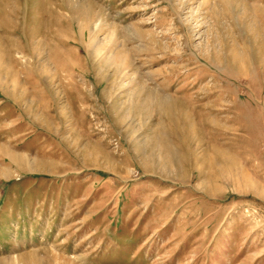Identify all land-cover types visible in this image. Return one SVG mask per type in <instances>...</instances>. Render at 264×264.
<instances>
[{"label":"rangeland","instance_id":"1","mask_svg":"<svg viewBox=\"0 0 264 264\" xmlns=\"http://www.w3.org/2000/svg\"><path fill=\"white\" fill-rule=\"evenodd\" d=\"M263 63L264 0H0V264H264Z\"/></svg>","mask_w":264,"mask_h":264},{"label":"bare ground","instance_id":"2","mask_svg":"<svg viewBox=\"0 0 264 264\" xmlns=\"http://www.w3.org/2000/svg\"><path fill=\"white\" fill-rule=\"evenodd\" d=\"M238 58V57H237ZM262 59V58H261ZM262 62V61H261ZM264 64V63H263ZM5 155V154H4ZM7 160L15 163L14 165H17L20 168H23V158L21 156L12 154V153H6ZM225 155V154H224ZM223 155V157H224ZM229 157V156H228ZM222 161V160H221ZM224 161V160H223Z\"/></svg>","mask_w":264,"mask_h":264}]
</instances>
